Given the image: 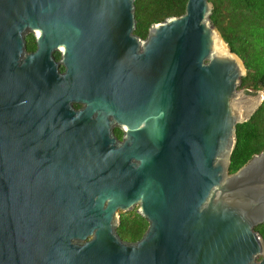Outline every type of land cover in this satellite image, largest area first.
<instances>
[{
  "label": "water",
  "instance_id": "water-1",
  "mask_svg": "<svg viewBox=\"0 0 264 264\" xmlns=\"http://www.w3.org/2000/svg\"><path fill=\"white\" fill-rule=\"evenodd\" d=\"M133 9L0 0V264H264V151L227 168L263 91L237 89L209 0L143 39ZM132 209L147 225L126 242Z\"/></svg>",
  "mask_w": 264,
  "mask_h": 264
},
{
  "label": "trees",
  "instance_id": "trees-1",
  "mask_svg": "<svg viewBox=\"0 0 264 264\" xmlns=\"http://www.w3.org/2000/svg\"><path fill=\"white\" fill-rule=\"evenodd\" d=\"M186 0H133L134 29L132 33L143 39L148 27L166 17L178 16L184 11ZM210 24L216 28L227 48L244 67L237 89L263 91V98L248 120L234 128L235 142L228 160L232 173L254 154L264 151V0H209ZM25 48H34L32 34L25 35ZM54 53V58H57ZM114 135L120 136L115 129ZM147 222L134 209L119 214L115 227L118 237L126 242L140 238ZM264 242V222L254 226ZM259 258H257L258 260Z\"/></svg>",
  "mask_w": 264,
  "mask_h": 264
},
{
  "label": "flooded vegetation",
  "instance_id": "flooded-vegetation-1",
  "mask_svg": "<svg viewBox=\"0 0 264 264\" xmlns=\"http://www.w3.org/2000/svg\"><path fill=\"white\" fill-rule=\"evenodd\" d=\"M24 39H25V37H24ZM34 39V38H33ZM25 50H26V48H25ZM35 50V43H34V48L32 49V50H26V52H32V51H34ZM54 53H57V58H54ZM53 53V58H54V60H58L59 59V53L58 52H54ZM58 70L60 71V72H62L63 71V67H62V65H58ZM72 106H73V108H75V109H78L79 107H80V104H78V103H72ZM115 129H118V130H120L117 126H113L112 127V132H114V130ZM114 134V133H113ZM121 135H122V132L120 131V136H119V138H117L116 137V135H114L118 140H120L121 139Z\"/></svg>",
  "mask_w": 264,
  "mask_h": 264
},
{
  "label": "rangeland",
  "instance_id": "rangeland-1",
  "mask_svg": "<svg viewBox=\"0 0 264 264\" xmlns=\"http://www.w3.org/2000/svg\"><path fill=\"white\" fill-rule=\"evenodd\" d=\"M238 90H239V89H238ZM247 91H250V92H252V91H251V90H249V89H248ZM116 213H117V215L119 216V214H120V213H123V212H121V211L117 210V211H116ZM124 213H125V212H124Z\"/></svg>",
  "mask_w": 264,
  "mask_h": 264
},
{
  "label": "bare ground",
  "instance_id": "bare-ground-1",
  "mask_svg": "<svg viewBox=\"0 0 264 264\" xmlns=\"http://www.w3.org/2000/svg\"><path fill=\"white\" fill-rule=\"evenodd\" d=\"M220 42H221V40H220ZM221 44H222V46L224 47V49H225V45L221 42Z\"/></svg>",
  "mask_w": 264,
  "mask_h": 264
}]
</instances>
